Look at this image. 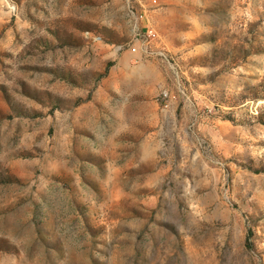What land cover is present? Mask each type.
I'll return each instance as SVG.
<instances>
[{
    "label": "rangeland",
    "instance_id": "rangeland-1",
    "mask_svg": "<svg viewBox=\"0 0 264 264\" xmlns=\"http://www.w3.org/2000/svg\"><path fill=\"white\" fill-rule=\"evenodd\" d=\"M0 264H264V0H0Z\"/></svg>",
    "mask_w": 264,
    "mask_h": 264
}]
</instances>
